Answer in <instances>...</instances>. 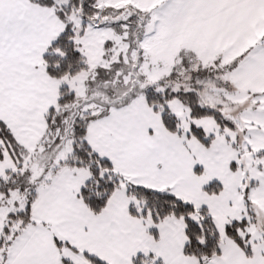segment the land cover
Segmentation results:
<instances>
[{"label": "snow or ice", "instance_id": "1", "mask_svg": "<svg viewBox=\"0 0 264 264\" xmlns=\"http://www.w3.org/2000/svg\"><path fill=\"white\" fill-rule=\"evenodd\" d=\"M0 264H264V0H0Z\"/></svg>", "mask_w": 264, "mask_h": 264}]
</instances>
